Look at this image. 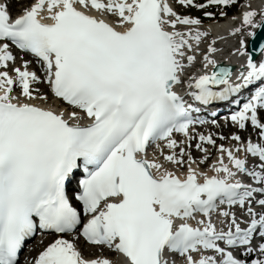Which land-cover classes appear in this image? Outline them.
I'll use <instances>...</instances> for the list:
<instances>
[{
    "label": "snow or ice",
    "instance_id": "6c2138e0",
    "mask_svg": "<svg viewBox=\"0 0 264 264\" xmlns=\"http://www.w3.org/2000/svg\"><path fill=\"white\" fill-rule=\"evenodd\" d=\"M13 2L21 8L15 18ZM178 3L208 18L215 16L210 5L222 17L233 5L248 9L230 30L238 37L233 55L246 60L235 80L211 56L220 51L215 39L198 64L209 33L169 0H0V264H21L27 241L38 234L75 233L80 225L89 243L121 254L117 264H264V144L233 135L235 153H250L259 164L249 167L221 144L216 175L209 176L193 165L209 159L203 145L217 147L216 141L198 136L195 147L204 153L198 162L190 151L196 137L189 135L194 123L205 122L193 118L201 107H239L247 93L231 122L244 130L250 121L264 140V7ZM13 46L30 54L43 75L23 56L17 66ZM45 84L64 104L44 106ZM175 132L185 139L173 138ZM241 173L256 186L237 179ZM213 212L226 230L217 229ZM31 264L112 261L86 259L57 238Z\"/></svg>",
    "mask_w": 264,
    "mask_h": 264
},
{
    "label": "bare ground",
    "instance_id": "6f19581e",
    "mask_svg": "<svg viewBox=\"0 0 264 264\" xmlns=\"http://www.w3.org/2000/svg\"><path fill=\"white\" fill-rule=\"evenodd\" d=\"M253 6V9L256 10H260L261 7H264V0H249ZM17 5H12L10 7V9H12L13 13L15 12L14 10L16 9ZM242 11L240 10L236 13L237 17H241L242 15ZM231 20L226 22V21H219L218 24H207V26L205 27L204 31H207L209 33V35L207 37H205L200 45V51L196 53L197 55V62L198 64L202 65L203 64V54H205L207 52V47L208 45L211 43H207V38L208 37H213L216 40V44L215 47L220 49V51L211 54L213 59H216L218 61V63H220L221 61L219 59H225L222 62H231V61H236L239 64H244L245 63V59L239 57L238 55H233V51L235 49V47L238 45V37L236 36H232L230 35V30L234 27L231 26L230 24ZM234 25H236V23H234ZM221 37H223V39H221ZM235 67H237L235 65ZM212 70V67L209 66V68L207 69V71L210 73ZM197 74H202V73H197ZM236 76V75H235ZM234 76V77H235ZM233 77V79H234ZM43 91L44 93H47L48 95H50L49 93V89L46 87V84L43 86ZM50 98V102L47 105H44L46 107H55L57 105H60L59 101L57 100H53L51 97ZM43 239H46V242H52L54 238H51L49 236H44ZM37 240L33 246L34 247H40L41 246V241L43 240ZM73 240V239H72ZM79 246V248H82L81 244L79 245L77 243V247ZM83 249V248H82ZM86 252H88L86 250Z\"/></svg>",
    "mask_w": 264,
    "mask_h": 264
},
{
    "label": "water",
    "instance_id": "95a60500",
    "mask_svg": "<svg viewBox=\"0 0 264 264\" xmlns=\"http://www.w3.org/2000/svg\"><path fill=\"white\" fill-rule=\"evenodd\" d=\"M260 39H261V40H264V33H261V35H260ZM253 51L256 52L257 49L254 48Z\"/></svg>",
    "mask_w": 264,
    "mask_h": 264
},
{
    "label": "rangeland",
    "instance_id": "374dc122",
    "mask_svg": "<svg viewBox=\"0 0 264 264\" xmlns=\"http://www.w3.org/2000/svg\"><path fill=\"white\" fill-rule=\"evenodd\" d=\"M14 11H16V10H14Z\"/></svg>",
    "mask_w": 264,
    "mask_h": 264
}]
</instances>
